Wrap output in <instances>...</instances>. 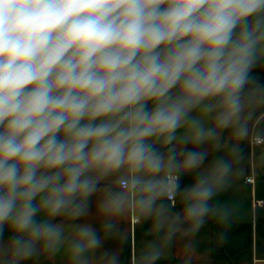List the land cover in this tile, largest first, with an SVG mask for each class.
<instances>
[{
  "label": "clouds",
  "instance_id": "1",
  "mask_svg": "<svg viewBox=\"0 0 264 264\" xmlns=\"http://www.w3.org/2000/svg\"><path fill=\"white\" fill-rule=\"evenodd\" d=\"M262 66L264 0H0V264H124L126 215L136 264L223 243Z\"/></svg>",
  "mask_w": 264,
  "mask_h": 264
},
{
  "label": "crops",
  "instance_id": "2",
  "mask_svg": "<svg viewBox=\"0 0 264 264\" xmlns=\"http://www.w3.org/2000/svg\"><path fill=\"white\" fill-rule=\"evenodd\" d=\"M264 83V66L255 73ZM253 116L248 122V133L241 140L243 161L231 177L230 187L218 197L228 201L234 207L233 215L227 228L225 241L219 242L221 229L213 222H208L198 233L178 237L170 250H165L157 264H183L191 259V264H264V205L256 204L264 200V144H252L253 136L264 138V105H255ZM225 135H229L227 132ZM253 176L254 182H247ZM184 183H191V176L184 177ZM179 208V205H177ZM88 221L99 225L101 221L93 213ZM117 232L107 238L108 247H123L124 264H136L144 248L156 240L151 231V224L135 215H126L117 220ZM187 227V226H185ZM8 233H5L7 239ZM192 243L194 250L187 252L184 245ZM28 264H67L62 255L43 256L38 261Z\"/></svg>",
  "mask_w": 264,
  "mask_h": 264
},
{
  "label": "built area",
  "instance_id": "3",
  "mask_svg": "<svg viewBox=\"0 0 264 264\" xmlns=\"http://www.w3.org/2000/svg\"><path fill=\"white\" fill-rule=\"evenodd\" d=\"M252 144H254V145H262V144H264V138L263 137H259V136H253V138H252ZM247 182L253 183L254 182L253 176H249L247 178ZM256 204H258V205H264V200H257L256 201Z\"/></svg>",
  "mask_w": 264,
  "mask_h": 264
}]
</instances>
